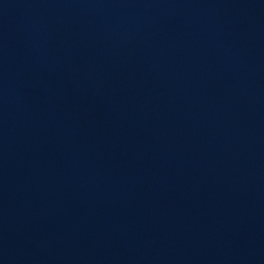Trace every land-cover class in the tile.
Listing matches in <instances>:
<instances>
[{"label":"water","instance_id":"1","mask_svg":"<svg viewBox=\"0 0 264 264\" xmlns=\"http://www.w3.org/2000/svg\"><path fill=\"white\" fill-rule=\"evenodd\" d=\"M0 264H264V2L0 0Z\"/></svg>","mask_w":264,"mask_h":264}]
</instances>
